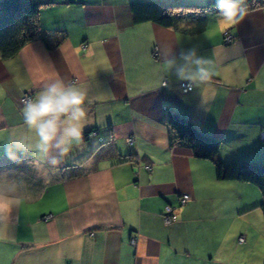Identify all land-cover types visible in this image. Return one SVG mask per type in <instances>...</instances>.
<instances>
[{
	"label": "crops",
	"instance_id": "1",
	"mask_svg": "<svg viewBox=\"0 0 264 264\" xmlns=\"http://www.w3.org/2000/svg\"><path fill=\"white\" fill-rule=\"evenodd\" d=\"M43 1L41 38L0 57V264H250L239 255L257 230L231 232L230 223L249 216L259 195L218 180L212 158L171 139L165 115L218 139L214 159L264 163V7L223 32L222 11H210L205 31L188 35L134 24L130 4L207 0ZM57 80L85 93L90 121L66 155L59 132L40 146L20 102ZM89 130L96 135L86 139ZM183 194L192 200L180 205Z\"/></svg>",
	"mask_w": 264,
	"mask_h": 264
},
{
	"label": "trees",
	"instance_id": "2",
	"mask_svg": "<svg viewBox=\"0 0 264 264\" xmlns=\"http://www.w3.org/2000/svg\"><path fill=\"white\" fill-rule=\"evenodd\" d=\"M221 0H207L205 4H172L161 6L154 1L130 4L132 21L135 24L152 22L171 28L176 32L198 35L205 31L207 13L221 11ZM245 12L264 7V0H233ZM51 4V3H49ZM43 0H0V57L4 60L14 57L27 43L41 38L40 8ZM54 39V38H53ZM47 41L46 38L43 39ZM172 140L180 143L198 155L212 158L216 167V177L220 181L248 183L257 187L262 201L254 207L260 209L264 219V163L247 161L223 163L213 156L220 148V141L200 132L185 116L172 111L165 115ZM94 130L86 131L85 138Z\"/></svg>",
	"mask_w": 264,
	"mask_h": 264
},
{
	"label": "clouds",
	"instance_id": "3",
	"mask_svg": "<svg viewBox=\"0 0 264 264\" xmlns=\"http://www.w3.org/2000/svg\"><path fill=\"white\" fill-rule=\"evenodd\" d=\"M223 13V20L218 24V30L235 25L244 16L240 6L233 0H221L218 5ZM201 72H204L201 69ZM204 72L202 78H207ZM86 99L84 92L74 86H66L62 80L48 84L40 95L33 101L29 100L23 108L25 123L34 128L40 137L41 147L48 145L60 133V141L56 147L60 148L61 155L70 151V145L82 143L83 129L90 123L82 105ZM64 116L65 119H61ZM45 151L47 149L45 148ZM53 163H57L53 160Z\"/></svg>",
	"mask_w": 264,
	"mask_h": 264
},
{
	"label": "rangeland",
	"instance_id": "4",
	"mask_svg": "<svg viewBox=\"0 0 264 264\" xmlns=\"http://www.w3.org/2000/svg\"><path fill=\"white\" fill-rule=\"evenodd\" d=\"M253 189V191L255 192V194L259 195V203L262 201V195L259 191V189L255 186H249ZM243 216L237 215L235 217V220H232V223H230V225L232 224L233 227H230L231 232H234L235 230L238 231V229L240 228V226L245 225V228L248 229L250 232H255V229L257 230V237L254 241V247H252V244L247 246L246 248H244V252L245 255H241L240 251H237V254L239 255L240 253V257H245L246 259H249L250 264L253 263V259H257V260H261L262 264H264V219H263V215L260 209H254L251 210V213L249 214V216L244 217V219L242 218ZM243 219V220H242ZM249 219L251 220V223H248ZM242 223V224H241ZM242 234V235H241ZM244 238L246 236V232L240 231V233L238 234L239 237L241 236ZM237 241V240H236ZM239 243V242H238ZM240 244V243H239ZM248 242H244L243 247H245L246 245H248ZM231 247V246H229ZM237 257V258H240ZM238 262H242L238 260ZM247 262V261H246Z\"/></svg>",
	"mask_w": 264,
	"mask_h": 264
},
{
	"label": "built area",
	"instance_id": "5",
	"mask_svg": "<svg viewBox=\"0 0 264 264\" xmlns=\"http://www.w3.org/2000/svg\"><path fill=\"white\" fill-rule=\"evenodd\" d=\"M224 42L226 44H229L232 42V37L230 36V34L228 32H226L224 34ZM163 85H166V82L163 83ZM180 87H181V90L183 93H188L192 90V83L190 81H184V82H181L180 83ZM29 100H33V96L32 94H29V93H25L22 95L21 99H20V102L25 105V103ZM96 135V132H92L89 134V138H92ZM260 139L262 142H264V130L261 132L260 134ZM127 143L129 145L132 144V139H127ZM147 169H149L150 167H146ZM191 196L188 195V194H183L181 196H179V204L180 205H184V204H187L191 201ZM174 212H175V208L171 207V206H167L165 209H164V212L162 214V219H163V223L166 225V226H169L173 223L174 221ZM51 216L48 215L47 217H45V220H48L50 219ZM238 242L240 244H243L245 242V239L243 237H240L238 239ZM130 245H135V240H132L130 242Z\"/></svg>",
	"mask_w": 264,
	"mask_h": 264
}]
</instances>
